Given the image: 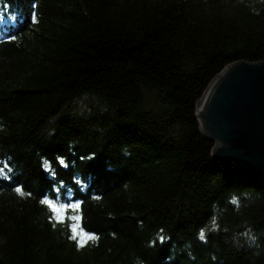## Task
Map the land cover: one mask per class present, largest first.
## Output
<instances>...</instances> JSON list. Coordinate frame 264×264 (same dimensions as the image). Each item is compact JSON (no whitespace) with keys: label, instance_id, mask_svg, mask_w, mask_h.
Segmentation results:
<instances>
[{"label":"trees","instance_id":"trees-1","mask_svg":"<svg viewBox=\"0 0 264 264\" xmlns=\"http://www.w3.org/2000/svg\"><path fill=\"white\" fill-rule=\"evenodd\" d=\"M241 61L264 0H0V264H264V173L197 118Z\"/></svg>","mask_w":264,"mask_h":264},{"label":"water","instance_id":"water-1","mask_svg":"<svg viewBox=\"0 0 264 264\" xmlns=\"http://www.w3.org/2000/svg\"><path fill=\"white\" fill-rule=\"evenodd\" d=\"M206 91L197 118L203 135L219 141L214 158L264 173V61L229 64Z\"/></svg>","mask_w":264,"mask_h":264},{"label":"snow or ice","instance_id":"snow-or-ice-1","mask_svg":"<svg viewBox=\"0 0 264 264\" xmlns=\"http://www.w3.org/2000/svg\"><path fill=\"white\" fill-rule=\"evenodd\" d=\"M35 7H36V5L33 4V8H35ZM31 19L33 21L36 20L35 12L32 13ZM8 39L14 40V39H16V37L9 36ZM94 158H95V153H93L91 156L88 157V159H94ZM80 159L83 160V159H85V157L82 156V157H80ZM3 163H4V166H0V174H3L6 170V168H8V170L10 171V166L7 164V162H3ZM59 163L61 166L67 167V163L63 157L59 158ZM4 178L9 179L10 177L5 176ZM16 191L17 192L21 191V188H19V187L16 188ZM41 203L47 205L51 209V212L55 215L58 222H62L64 219H66L67 210L69 208H72L74 210L79 211V209L81 207V203L79 201L72 203V204H56V203H53L52 199H50L48 197H45L43 200H41ZM71 219L73 221L80 222L82 220V216L73 215V216H71ZM71 230L75 235L81 237V243L84 242L85 238H87V239L94 238V233L81 231V224L80 223H73L71 225ZM199 238L202 241L205 240V231L203 229L200 230ZM160 239H161V242H163L164 237L161 236Z\"/></svg>","mask_w":264,"mask_h":264},{"label":"bare ground","instance_id":"bare-ground-1","mask_svg":"<svg viewBox=\"0 0 264 264\" xmlns=\"http://www.w3.org/2000/svg\"><path fill=\"white\" fill-rule=\"evenodd\" d=\"M206 97H207V91H206V93L203 95L202 99L200 100V102H199V104H198V109H197V111H199V108L203 105V103H204ZM199 118H200V117H199ZM214 143L216 144V146L219 145V141H218L217 139L214 140Z\"/></svg>","mask_w":264,"mask_h":264},{"label":"rangeland","instance_id":"rangeland-1","mask_svg":"<svg viewBox=\"0 0 264 264\" xmlns=\"http://www.w3.org/2000/svg\"><path fill=\"white\" fill-rule=\"evenodd\" d=\"M90 101H93V100H90Z\"/></svg>","mask_w":264,"mask_h":264}]
</instances>
